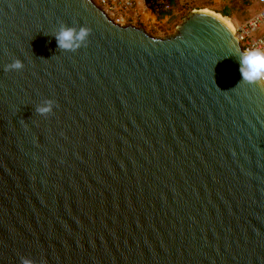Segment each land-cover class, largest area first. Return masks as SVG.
<instances>
[{"label":"water","instance_id":"water-1","mask_svg":"<svg viewBox=\"0 0 264 264\" xmlns=\"http://www.w3.org/2000/svg\"><path fill=\"white\" fill-rule=\"evenodd\" d=\"M61 24L87 46L59 50ZM243 50L208 10L155 35L93 0H0V264H264V87L235 88Z\"/></svg>","mask_w":264,"mask_h":264},{"label":"clouds","instance_id":"clouds-1","mask_svg":"<svg viewBox=\"0 0 264 264\" xmlns=\"http://www.w3.org/2000/svg\"><path fill=\"white\" fill-rule=\"evenodd\" d=\"M51 35L55 37L59 50L64 52H76L82 47L87 46L91 35V29L87 26L70 27L66 24H61L59 29ZM234 56L237 58L240 65L239 71L242 77L235 88L239 87L242 83L264 87V48L250 47ZM23 68L24 64L22 60L17 58L12 63L5 66V71H21ZM55 105L56 102L54 100L45 99L36 106L35 112L41 116L47 117L53 113ZM21 264H34V262L28 257H22Z\"/></svg>","mask_w":264,"mask_h":264},{"label":"built area","instance_id":"built-area-1","mask_svg":"<svg viewBox=\"0 0 264 264\" xmlns=\"http://www.w3.org/2000/svg\"><path fill=\"white\" fill-rule=\"evenodd\" d=\"M113 20L127 24L138 21L139 16L147 9L168 11L172 9V1L189 4L194 0H93ZM254 9L242 20L235 21V29L243 49L250 47L264 48V0H252ZM239 21V22H237Z\"/></svg>","mask_w":264,"mask_h":264},{"label":"rangeland","instance_id":"rangeland-1","mask_svg":"<svg viewBox=\"0 0 264 264\" xmlns=\"http://www.w3.org/2000/svg\"><path fill=\"white\" fill-rule=\"evenodd\" d=\"M243 2L245 4V1ZM240 3L242 2L239 0H236V2L233 0H194L193 2L186 5L179 3V7L177 5L172 10L170 9V17L168 16V18L166 17V15L162 17L160 16L159 19L152 22H147L146 24H142L139 21L133 22L137 25H144L148 31L155 35H167L175 31L177 25L183 20V18L186 17L191 11L195 10L193 8L216 10L217 12L222 14L221 11L223 8H225L226 6H231V15L227 17H230L234 24L236 20H242L245 16H247L248 13L247 11H245L247 10V8H244V4L243 7L242 5L240 7ZM147 11L149 10L147 9L146 12ZM163 12L167 13L165 11H159L160 15Z\"/></svg>","mask_w":264,"mask_h":264},{"label":"trees","instance_id":"trees-1","mask_svg":"<svg viewBox=\"0 0 264 264\" xmlns=\"http://www.w3.org/2000/svg\"><path fill=\"white\" fill-rule=\"evenodd\" d=\"M233 1H235L236 2V0H233ZM239 1H241L242 3H240V7H241V5H242V7H243V4H244V2L243 1H245V4H244V8L246 7L247 8V10H245V11H247L248 13H247V16L252 12V0H239ZM179 3L180 2H178V1H172V5H173V7H172V9L175 7V6H177L178 5V7H179ZM171 9V10H172ZM232 8H231V6H226L225 8H223L222 9V14L223 15H225V16H230L231 15V10ZM171 10H168V11H165V12H167V13H162L160 16L162 17V16H165V15H169L170 14V11ZM188 14V13H187ZM247 16H245V17H247ZM244 17V18H245Z\"/></svg>","mask_w":264,"mask_h":264},{"label":"crops","instance_id":"crops-1","mask_svg":"<svg viewBox=\"0 0 264 264\" xmlns=\"http://www.w3.org/2000/svg\"><path fill=\"white\" fill-rule=\"evenodd\" d=\"M254 6H255V3H254ZM254 6H252V10L254 9ZM193 9L198 10L201 8H193ZM168 16L169 15H166L167 18H168ZM159 17H160L159 11H156L154 9H149V11H147V12L143 11V13L139 16L138 21L142 24H146L147 22H152V21L159 19Z\"/></svg>","mask_w":264,"mask_h":264},{"label":"bare ground","instance_id":"bare-ground-1","mask_svg":"<svg viewBox=\"0 0 264 264\" xmlns=\"http://www.w3.org/2000/svg\"><path fill=\"white\" fill-rule=\"evenodd\" d=\"M204 10H208V11L213 12V13H215L216 15L220 16L222 19H224V20L230 25V27H231L232 30L234 31V29H235V25L233 24V22H232V20H231L230 17L224 16V15H222L221 13L217 12L216 10L201 9L200 11H204Z\"/></svg>","mask_w":264,"mask_h":264}]
</instances>
